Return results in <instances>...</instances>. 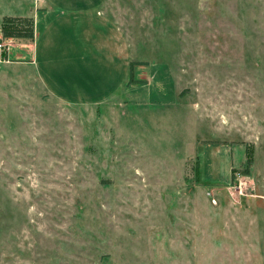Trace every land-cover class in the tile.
I'll use <instances>...</instances> for the list:
<instances>
[{
  "label": "rangeland",
  "instance_id": "1",
  "mask_svg": "<svg viewBox=\"0 0 264 264\" xmlns=\"http://www.w3.org/2000/svg\"><path fill=\"white\" fill-rule=\"evenodd\" d=\"M101 11L142 83L70 104L0 62V264H264V0Z\"/></svg>",
  "mask_w": 264,
  "mask_h": 264
},
{
  "label": "crops",
  "instance_id": "2",
  "mask_svg": "<svg viewBox=\"0 0 264 264\" xmlns=\"http://www.w3.org/2000/svg\"><path fill=\"white\" fill-rule=\"evenodd\" d=\"M105 1L0 0V17L33 23L32 38H2L4 62L31 69L43 92L60 101L100 103L122 86L129 60L119 29L101 11Z\"/></svg>",
  "mask_w": 264,
  "mask_h": 264
},
{
  "label": "trees",
  "instance_id": "3",
  "mask_svg": "<svg viewBox=\"0 0 264 264\" xmlns=\"http://www.w3.org/2000/svg\"><path fill=\"white\" fill-rule=\"evenodd\" d=\"M33 36V23L30 17L25 16H1L0 17V39L1 38H32ZM5 57V54L3 55ZM145 64V61L128 60L127 72L123 87L131 84L142 83L143 80L134 77L133 66ZM244 161L248 166L252 160L251 148L244 147Z\"/></svg>",
  "mask_w": 264,
  "mask_h": 264
},
{
  "label": "built area",
  "instance_id": "4",
  "mask_svg": "<svg viewBox=\"0 0 264 264\" xmlns=\"http://www.w3.org/2000/svg\"><path fill=\"white\" fill-rule=\"evenodd\" d=\"M7 48V43L0 39V62L5 61V57L3 55L6 54Z\"/></svg>",
  "mask_w": 264,
  "mask_h": 264
}]
</instances>
